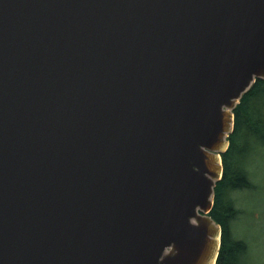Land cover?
I'll return each mask as SVG.
<instances>
[{
    "label": "water",
    "instance_id": "obj_1",
    "mask_svg": "<svg viewBox=\"0 0 264 264\" xmlns=\"http://www.w3.org/2000/svg\"><path fill=\"white\" fill-rule=\"evenodd\" d=\"M257 80L264 0H0V264H216Z\"/></svg>",
    "mask_w": 264,
    "mask_h": 264
},
{
    "label": "rangeland",
    "instance_id": "obj_2",
    "mask_svg": "<svg viewBox=\"0 0 264 264\" xmlns=\"http://www.w3.org/2000/svg\"><path fill=\"white\" fill-rule=\"evenodd\" d=\"M259 101L264 104L263 99ZM260 106L256 114L264 130V106ZM237 144L232 165L246 174L251 187L227 193V199L239 211L230 222L231 238L245 245L239 256L240 264H264V141L242 131Z\"/></svg>",
    "mask_w": 264,
    "mask_h": 264
},
{
    "label": "trees",
    "instance_id": "obj_3",
    "mask_svg": "<svg viewBox=\"0 0 264 264\" xmlns=\"http://www.w3.org/2000/svg\"><path fill=\"white\" fill-rule=\"evenodd\" d=\"M261 99L264 100V81L257 80L233 111L234 130L228 138V150L222 155L223 175L214 189V205L209 214L222 231L216 264H240V253L245 250L243 242L231 238L230 222L238 216L239 211L227 199V193L251 187L246 174L233 167L232 157L238 150L237 138L242 131L248 136L259 137L264 141L263 123L256 114V108L264 106L259 101Z\"/></svg>",
    "mask_w": 264,
    "mask_h": 264
},
{
    "label": "flooded vegetation",
    "instance_id": "obj_4",
    "mask_svg": "<svg viewBox=\"0 0 264 264\" xmlns=\"http://www.w3.org/2000/svg\"><path fill=\"white\" fill-rule=\"evenodd\" d=\"M220 245H221V243H220Z\"/></svg>",
    "mask_w": 264,
    "mask_h": 264
}]
</instances>
